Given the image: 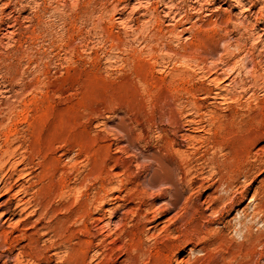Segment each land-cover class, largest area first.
Returning <instances> with one entry per match:
<instances>
[{
  "label": "rangeland",
  "instance_id": "rangeland-1",
  "mask_svg": "<svg viewBox=\"0 0 264 264\" xmlns=\"http://www.w3.org/2000/svg\"><path fill=\"white\" fill-rule=\"evenodd\" d=\"M154 1L0 0V184L12 186L0 199V264H20L22 254L21 264H131L128 220L118 223L116 217L109 225L118 202L106 211L99 203L90 208L97 187L90 175L94 156L101 159L97 168L111 157L131 162L130 172L142 178L143 164L164 158L171 143L191 155L192 166L204 167V177L222 166L231 189L225 180L178 186L177 208L155 221L168 202L158 200L136 240L137 264L158 249L166 250L161 264H264V0H173L194 29L218 25L210 43L214 62L208 59L204 72L218 64L228 44L230 51L242 47L228 67H216L212 78L219 76L218 82L196 64L169 60L191 41L183 28L175 29L166 6ZM200 5L209 11L197 15ZM155 7L160 33L143 16ZM245 57L254 62L246 68ZM228 146L233 174L224 169ZM115 160L108 172H118ZM14 163L18 173H31L18 184ZM21 186L30 193L21 194ZM20 198L32 201L27 213L16 209ZM6 201L16 209L10 221L2 215ZM36 205L45 206L39 215L31 213ZM183 206L188 217L171 224ZM190 220L192 230L202 226V235L181 236ZM109 230L116 236L107 238ZM105 239L104 250L98 242Z\"/></svg>",
  "mask_w": 264,
  "mask_h": 264
},
{
  "label": "bare ground",
  "instance_id": "bare-ground-1",
  "mask_svg": "<svg viewBox=\"0 0 264 264\" xmlns=\"http://www.w3.org/2000/svg\"><path fill=\"white\" fill-rule=\"evenodd\" d=\"M140 2V5L142 4V0H138ZM205 1V0H204ZM251 2V1H250ZM162 3L164 4V6H166L167 8V13L166 15L171 18L172 22L174 23L175 29H181L183 28L180 32L182 33H188L189 34V38L190 39V43L186 46L185 44H180V46L178 47L177 50H173L174 52V56L175 57H169V60H175L177 62L183 63L184 66H189L191 64H196V66L199 67V69L201 70V72L204 73V76L207 74H209V76L212 78V75L216 74V67H218L219 65H221L222 67L225 66L228 67L229 64L231 63V61L236 58L243 50L242 47L237 45L236 47V51H230V44H228L227 46L224 47V49L222 50V55L218 58V60H215V64L216 66H214L212 69L211 67H209V71L207 73L204 67L205 63H207L208 59H212L213 60V53H211L213 50L211 48L210 43H212V34L216 32V29L218 27L217 24H211V26L209 25V29H206L203 26H199L197 29L196 28V24L195 23H191V17H188V13L186 11H183V9L179 8L177 4H174L173 0H155L154 4H159ZM176 3V2H175ZM196 3V2H195ZM198 3V2H197ZM202 3V2H201ZM254 5V4H252ZM148 6V5H146ZM122 7V6H121ZM144 7V6H143ZM156 8V7H155ZM193 8V7H192ZM154 9V8H153ZM185 10V9H184ZM193 10V9H191ZM204 10L209 11L208 9H205V7H203V5L199 6V10L197 15L201 14ZM133 11V10H132ZM137 12V11H136ZM139 12V11H138ZM137 12V13H138ZM134 13V12H133ZM143 16L145 17H149L150 21L154 20V22L156 23V29H158L159 33L161 32V25L162 22L160 21L157 13V8L154 10H150V8H146V11L143 12ZM166 16V17H167ZM231 16V15H230ZM30 19V18H29ZM229 20V18H228ZM227 20V21H228ZM14 21V20H13ZM196 22V21H195ZM225 21L223 20L221 23H224ZM153 23V22H152ZM187 24H191V26L188 27H184ZM208 25V24H207ZM31 26V25H30ZM220 28V27H219ZM2 29V28H1ZM176 29V30H177ZM176 30H171L169 33L170 34H174V35H178V33H176ZM156 31V30H155ZM176 31V32H175ZM163 32V31H162ZM179 32V33H180ZM245 32V31H244ZM164 34V33H163ZM7 35V34H6ZM172 35V36H174ZM180 35V34H179ZM2 36V35H1ZM152 36V35H151ZM170 36V35H169ZM181 36V35H180ZM173 38V37H172ZM135 39V38H134ZM152 39V37H151ZM179 39V38H178ZM212 40V41H211ZM144 43L145 41H147L146 39H143ZM150 42L148 41V44ZM147 44V43H146ZM147 44V45H148ZM162 44V43H161ZM150 46H152L150 44ZM149 48H152L150 47ZM154 46V45H153ZM234 46V45H233ZM143 47V46H142ZM165 47V46H164ZM168 47V46H167ZM170 48V47H169ZM158 49V48H157ZM161 49V48H160ZM153 50V49H152ZM169 50V49H168ZM151 51V50H150ZM163 51V50H162ZM166 51V50H165ZM150 53V52H149ZM133 54V53H132ZM155 54V53H152ZM171 54V55H172ZM148 55V54H147ZM150 55V54H149ZM160 55V54H159ZM162 55V54H161ZM221 55V54H220ZM140 56V55H139ZM146 56V55H145ZM152 58V56H149ZM165 58L167 56H164ZM164 57L162 59H164ZM145 58V57H144ZM146 59V58H145ZM154 59V58H153ZM253 59V58H252ZM251 58H247L245 57V59L243 60V66H245V68L249 65V64H253V60ZM152 60V59H151ZM138 61V60H137ZM142 61V60H141ZM163 61V60H162ZM171 61V60H170ZM146 62V61H145ZM253 62V63H252ZM172 63V62H171ZM211 63V62H210ZM233 63V62H232ZM133 64V63H132ZM182 64V65H183ZM181 65V66H182ZM195 66V67H196ZM212 66V65H211ZM221 67V68H222ZM251 67V66H250ZM254 67V66H253ZM208 68V67H207ZM223 68V70L225 69ZM244 68V67H243ZM228 69V68H227ZM231 69V68H230ZM235 69V68H234ZM239 69V68H238ZM252 69V67H251ZM212 70L214 72H212ZM222 70V69H221ZM226 70V69H225ZM212 72V73H211ZM218 72V71H217ZM255 71H253L254 73ZM226 73V72H225ZM184 74V73H181ZM195 74V73H194ZM174 76L172 77L173 79L181 76L179 74H173ZM190 75V74H189ZM217 75V74H216ZM226 75H228V73H226ZM231 75V74H230ZM200 76V75H199ZM202 76V75H201ZM203 77V76H202ZM184 78V77H183ZM246 78V77H245ZM250 78V77H249ZM171 79V78H170ZM219 76L213 77L212 81L213 82H218L219 80ZM257 79V78H256ZM247 80V78H246ZM146 82V81H145ZM241 83H245L244 79L240 80ZM156 84V82H155ZM229 84V83H228ZM242 84V85H243ZM147 85V84H146ZM160 86V85H159ZM169 86V85H168ZM235 86V85H234ZM147 88V87H146ZM17 91V90H16ZM164 91V90H163ZM167 91V90H166ZM15 93V92H14ZM11 95V94H10ZM225 95V94H224ZM22 96V95H21ZM25 96V95H24ZM44 96V95H43ZM9 98V97H8ZM235 98V97H234ZM16 99V98H15ZM36 99V98H35ZM34 100V99H33ZM38 101V100H37ZM41 103V102H40ZM24 104V103H23ZM28 105V104H27ZM153 106V105H152ZM162 106V105H161ZM16 107V105H15ZM36 108V106H35ZM42 111V110H41ZM214 112V111H213ZM47 113V112H46ZM198 113V112H197ZM44 114V113H43ZM18 115V114H17ZM33 116V115H32ZM21 119V118H20ZM30 121V120H29ZM214 124V123H213ZM11 126V125H10ZM26 130V129H25ZM3 131V130H2ZM12 132V131H11ZM160 134V133H159ZM218 134V133H217ZM10 135V134H9ZM139 139V138H138ZM10 140V139H9ZM39 140V139H38ZM223 140V139H222ZM12 142V141H11ZM10 142V143H11ZM14 142V141H13ZM12 142V143H13ZM6 144V143H5ZM9 144V143H8ZM6 144V145H8ZM109 144V143H108ZM116 144V143H115ZM126 144V143H125ZM232 144V143H231ZM15 145V144H14ZM202 145V144H201ZM9 146V145H8ZM12 146V145H11ZM9 146V147H11ZM165 146V145H164ZM168 146V145H167ZM2 147V146H1ZM7 147V146H6ZM103 147V146H102ZM12 148V147H11ZM16 148V146H15ZM14 151L11 150V154H15V149ZM99 148V147H98ZM101 148V147H100ZM168 148V149H167ZM166 148V156L164 158H161L158 160L159 157H157L156 159L154 158V156L152 158H150V160L148 159V161L143 164L142 166V174H143V180L142 178L138 175V174H132V172H130L129 170V163L128 161H123V164H118L117 161L115 160L113 157L111 158H107V160H104L103 164L101 167L97 168V163L100 159L99 155L94 156V164H92V169L90 170V175L92 176V178L94 179V184H97V187L95 188V191L93 193V198L90 200V208L93 206V204L95 203H99V211H104L106 209V207H108L109 205L118 202L119 205H117L118 207H116L115 209H112V213H110L109 216H111L110 218V222H113L114 219L117 217L118 219V223L120 222H126L128 220V224L130 227V231L128 232L129 237H130V251L128 253V258L131 260V264H137L136 261V256L137 253V245H136V240L139 241L140 237L139 236L141 234H143L146 230V223H147V219H148V214L150 209H153V207H155L156 203L158 200L161 199H168V202H166L165 204H163V206L161 207V209H159V213L156 214L154 220L156 221L157 219H160V215L161 217L167 213H170L172 211H174L177 208V205L180 201V195L177 191L178 186H185V187H192L194 184H197L199 181H213V186L218 183L221 182L223 180H225V175L222 172L221 167L222 166H217V169L214 168L212 169V172L209 174L208 177H204V167H202L201 164H196L195 166H192V159L191 155H187V154H183V152H178L177 150H174V144L171 143L170 147ZM170 148V149H169ZM8 151L9 148L7 147ZM103 149V148H101ZM118 151H121V148H117ZM197 149V148H196ZM232 146H228V152L225 155L226 156V163L224 164L226 168V172L228 171V173L233 174L234 172V168H235V163L233 162V152H232ZM20 150H21V145H20ZM100 150V149H98ZM6 151V150H5ZM4 151V152H5ZM7 151V152H8ZM197 150L194 151V153ZM73 152V151H72ZM122 152V151H121ZM120 152V153H121ZM10 153V152H9ZM25 153V152H23ZM49 153V152H48ZM86 154V153H85ZM2 155V154H1ZM87 155V154H86ZM186 155V156H185ZM5 156V155H3ZM14 156V155H13ZM163 156V155H162ZM24 157V156H23ZM86 157V156H85ZM198 157V156H197ZM205 158V157H204ZM103 159V158H102ZM92 160V159H91ZM101 160V159H100ZM115 160L116 165L113 167L115 170H118L117 173H112V172H108L107 171V165L111 162H113ZM13 162V161H12ZM138 162V161H137ZM199 162V161H198ZM20 163V162H19ZM46 163V162H45ZM92 163V162H91ZM101 163V162H99ZM129 163V164H128ZM139 163V162H138ZM101 165V164H100ZM128 165V166H127ZM139 165V164H138ZM3 166V165H2ZM204 166V165H203ZM5 167V166H4ZM11 167V166H10ZM18 163L15 165H12V169L14 170V172L17 174L18 180L15 181V184H18L19 179L24 178V177H28L31 175V173H26L24 172V170H22L20 173H18ZM23 167V166H22ZM208 168V167H207ZM210 168V167H209ZM2 169V168H0ZM10 169V168H9ZM24 169V168H23ZM3 170V169H2ZM138 170V171H139ZM12 171V170H11ZM140 172V171H139ZM152 172L150 178L149 173ZM13 173V172H12ZM60 173V172H59ZM66 173V172H65ZM4 174V173H2ZM9 174V173H8ZM15 174V175H16ZM33 174V173H32ZM38 174V173H37ZM48 174V173H47ZM141 174V175H142ZM45 175V174H44ZM228 176V174H226ZM12 176V175H11ZM61 176V175H60ZM90 176V177H91ZM176 178H175V177ZM192 177L190 179H188V177ZM38 177V176H37ZM54 177V176H53ZM148 177V178H147ZM231 177V176H230ZM8 178V177H7ZM10 179H13L12 177H9ZM50 179V177H48ZM42 179V177H41ZM44 179V178H43ZM47 179V178H45ZM84 179V178H83ZM188 179V180H187ZM231 181H233L231 178H229ZM2 180V178H1ZM0 180V181H1ZM5 180V179H4ZM27 180V179H26ZM6 181V180H5ZM227 181V180H225ZM3 182V181H2ZM13 182V181H12ZM55 182V181H54ZM60 182V181H58ZM63 182V181H62ZM228 182V181H227ZM224 183V182H223ZM56 184H59L56 182ZM229 184V185H228ZM228 187L230 188V182H228ZM45 185V184H44ZM202 186V183L200 184ZM46 186V185H45ZM57 186V185H56ZM55 186V187H56ZM61 186V185H60ZM15 187V186H14ZM19 187V186H18ZM203 187V186H202ZM182 188V187H181ZM223 188V187H222ZM21 191L20 193L23 194L24 196L29 194L30 192H28L27 188H24V186H21ZM92 189V188H91ZM231 189V188H230ZM229 189V190H230ZM237 189V188H236ZM12 190V186L10 188H8V186L4 185L1 188V184H0V193H3L0 195V199L2 197H4V195L8 194L10 191ZM52 190V189H51ZM90 190V189H89ZM40 191V190H39ZM85 191V190H84ZM19 192V191H18ZM231 192V191H230ZM239 192V191H238ZM54 193V192H53ZM88 193V192H87ZM234 194V193H233ZM34 195V194H33ZM59 195V194H58ZM64 196V195H63ZM254 196V195H253ZM38 197V196H36ZM61 197V196H60ZM29 198V197H28ZM35 199V196L33 197ZM33 199V200H34ZM230 199V198H229ZM232 199V198H231ZM37 200V199H36ZM41 201V200H40ZM38 203V202H37ZM36 203V204H37ZM41 202H39L40 204ZM233 203V201H231V204ZM42 204V203H41ZM9 202H5L6 206V211L3 212V216H9L8 221L11 220L12 217L15 216V211L16 209L22 208L21 209V213H27L26 211L29 209V207L32 205V201H26L23 203V198H20V200L17 201L16 203V209L12 210L11 207H7L9 206ZM35 205V204H34ZM14 206V208H15ZM41 206L44 205H36L34 208L35 210L31 212L33 215L37 214L38 208H42ZM132 206V207H131ZM45 207V206H44ZM67 207V206H66ZM130 209L127 211H124V213H122V215H119L120 210L123 209L125 210L126 208ZM184 207V206H183ZM84 210V209H83ZM19 211V210H18ZM43 211L40 210V212ZM80 211V210H79ZM106 211V210H105ZM190 211H188V208L184 207L180 210L179 213L176 214V216L171 220V224H176L179 220L185 219L186 217H188ZM130 213V215H129ZM17 214V212H16ZM30 214V213H29ZM27 214V215H29ZM57 214V213H56ZM99 214V213H98ZM103 214V213H102ZM194 214V213H193ZM39 215V213L37 214ZM159 215V216H158ZM32 216V215H31ZM38 217V216H37ZM55 217V216H54ZM28 218V217H27ZM7 219V218H6ZM7 221V220H6ZM39 221V220H38ZM183 221V220H182ZM192 220L190 221H186L184 223V227L183 230L181 231V236L185 237L186 235H192L195 237H198L199 235H202L203 233V228L202 226L200 227H196L194 230H192V228H194V226L192 227ZM36 222V221H35ZM24 223V222H23ZM37 223V222H36ZM117 225V222H115ZM125 223V224H126ZM20 224V223H19ZM21 225V224H20ZM199 225V224H198ZM95 226V225H94ZM111 226V225H110ZM108 226V227H110ZM120 226V225H119ZM170 226V225H169ZM107 227V226H105ZM118 227V226H115ZM121 227V226H120ZM104 228V227H103ZM119 228V227H118ZM107 229V228H106ZM152 229H155L154 227H150L147 230L151 231ZM82 231V230H81ZM101 231V230H100ZM116 231V230H115ZM80 232V231H79ZM108 232H110L107 236V238H113L114 236H116L115 232H112V230H109ZM107 232V233H108ZM124 232V231H123ZM122 232V233H123ZM45 233V232H44ZM8 234V233H7ZM6 235V234H4ZM124 235V234H123ZM9 236V235H8ZM27 237V236H26ZM128 237V236H127ZM106 238V239H107ZM139 238V239H138ZM203 238V237H202ZM54 239V238H53ZM105 240H99L98 244L100 243V247L103 248L104 250L106 249V246H103V244L105 243ZM247 239V238H246ZM109 240V239H108ZM141 241V239H140ZM163 241V240H162ZM246 241V240H245ZM115 242V241H114ZM117 242V241H116ZM161 242V241H160ZM109 243V242H108ZM159 243V242H158ZM138 244V243H137ZM140 244V242H139ZM106 245V244H105ZM111 245V244H110ZM125 245V244H124ZM127 245V244H126ZM109 247V246H108ZM174 247V246H173ZM30 248V247H29ZM98 248V247H97ZM122 248V247H121ZM160 248V247H159ZM163 248V247H162ZM165 248V247H164ZM102 249V250H103ZM111 249V248H110ZM109 249V250H110ZM153 249V248H152ZM98 250V249H97ZM108 250V249H107ZM106 250V251H107ZM113 250V249H112ZM119 250V249H118ZM127 251V249H126ZM165 249H158L156 251L155 254L151 255V257L149 258V260H147V263L145 264H161L164 262V260L166 261L167 256L164 254L165 253ZM99 254L103 255L104 252H99ZM120 253V252H119ZM124 253V252H123ZM141 253V252H140ZM154 253V252H153ZM247 253V252H246ZM98 254V255H99ZM110 254V253H109ZM108 254V255H109ZM112 254V251H111ZM110 254V256H111ZM115 254V253H113ZM135 254V255H134ZM97 255V256H98ZM100 255V256H101ZM225 255V254H224ZM106 256V253H105ZM110 256L108 257L110 259ZM117 256V255H116ZM123 256V255H122ZM27 257V256H26ZM112 257V256H111ZM24 254H22V256H20L19 258V263L21 264L22 261H24ZM102 258V257H101ZM100 258V259H101ZM107 258V256H106ZM128 259V260H129ZM102 260V259H101ZM105 260V259H104ZM114 260V259H113ZM189 260V259H188ZM230 260V259H229ZM103 262V261H102ZM182 262V261H181ZM189 262V261H188ZM114 263V262H113Z\"/></svg>",
  "mask_w": 264,
  "mask_h": 264
}]
</instances>
